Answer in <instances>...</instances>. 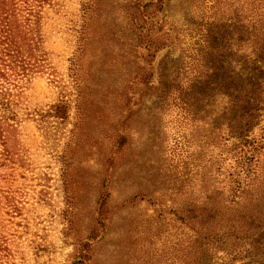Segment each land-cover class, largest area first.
Listing matches in <instances>:
<instances>
[{"label":"rangeland","instance_id":"1","mask_svg":"<svg viewBox=\"0 0 264 264\" xmlns=\"http://www.w3.org/2000/svg\"><path fill=\"white\" fill-rule=\"evenodd\" d=\"M135 1L93 0L88 15L83 0L46 8L55 33L46 46L58 55L50 69L70 88L72 110L61 124L51 121L49 132L24 123L26 156L17 151L0 182L17 210L8 214L4 199L0 222L25 264H74L87 242L88 264H180V247L190 248L195 237L203 247L195 223L219 206L209 198L212 185L223 190L209 161L222 147V110L232 109L246 80L249 87L263 83L251 135H264V73L243 67L240 49L258 0H165L162 11L151 7L169 43L155 59L128 13ZM83 16L90 33L77 88L69 77L75 41L68 29ZM51 78H37L25 96L48 109L61 90ZM214 245L221 254L207 253L206 264L260 260L228 257L223 251L231 246Z\"/></svg>","mask_w":264,"mask_h":264},{"label":"trees","instance_id":"2","mask_svg":"<svg viewBox=\"0 0 264 264\" xmlns=\"http://www.w3.org/2000/svg\"><path fill=\"white\" fill-rule=\"evenodd\" d=\"M83 1V11L88 15L92 11L93 0ZM142 1L132 2L128 13L139 33L141 46L149 58L155 59L158 53L168 48L169 43L157 32V15L152 18L148 12L157 6L162 11L165 0H145L148 3L144 6ZM51 5H56L55 0H0V182L9 175L8 168L10 163L16 162L13 160L17 151L26 156V151L21 152L19 128L32 121L49 132L51 121L61 124L72 110L67 101L72 95L70 88L63 85V80H56L53 69H50L58 56L46 46L55 34L49 28V17H45L46 8ZM85 20L88 21L81 17L68 29L75 41V53L69 60V77L77 88L80 85V61L90 33ZM247 30L248 36L239 42L242 65L256 73H264V0L255 2ZM46 76L52 77L51 83L61 86L59 99L48 109L41 103L35 105L25 96V91L37 78ZM262 87L259 80L251 87L248 80L244 81L243 88L237 90L242 89L240 96L236 93L232 100V109L229 110L231 105L227 104L222 110V147L216 155H211L209 161L210 172H214L215 177L220 176L223 187L220 192L214 185L210 188L209 198L213 197L219 206L209 207L203 212L206 215L203 220L195 223L193 230L204 242L203 247L197 245L196 237L190 248L180 247V264H206L207 253L221 254L214 245L220 241L231 246L229 249L232 251H223L228 257L246 260L260 256L254 264H264V135H251L257 124ZM233 112L236 122L231 119ZM4 199L8 214L16 213L10 194L0 188V206ZM107 210L104 202L101 208L103 219H106ZM98 235V230H95L93 237ZM9 236L6 226L0 222V264H25V253L12 249ZM91 246L93 244L88 242L83 245L82 259L74 264H88L92 260ZM202 252H206L204 256H201Z\"/></svg>","mask_w":264,"mask_h":264}]
</instances>
